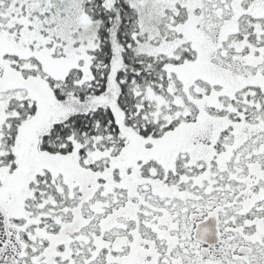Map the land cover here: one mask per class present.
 Segmentation results:
<instances>
[{"label": "snow or ice", "instance_id": "1", "mask_svg": "<svg viewBox=\"0 0 264 264\" xmlns=\"http://www.w3.org/2000/svg\"><path fill=\"white\" fill-rule=\"evenodd\" d=\"M0 264H264V0H0Z\"/></svg>", "mask_w": 264, "mask_h": 264}]
</instances>
